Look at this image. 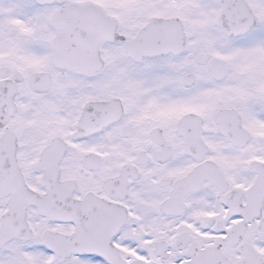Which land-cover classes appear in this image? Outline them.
Wrapping results in <instances>:
<instances>
[{
	"label": "flooded vegetation",
	"instance_id": "obj_1",
	"mask_svg": "<svg viewBox=\"0 0 264 264\" xmlns=\"http://www.w3.org/2000/svg\"><path fill=\"white\" fill-rule=\"evenodd\" d=\"M246 1L254 16L258 18L259 24L262 23L264 27V0ZM145 4L132 2L116 7L118 16L115 15L118 20L129 28L125 30L126 32H131L136 23L145 16L148 10V5ZM162 4L163 0H160L158 8L172 7L169 3ZM250 33H253L254 39V33H264V29L253 28ZM252 48L254 50V40ZM225 64L228 77L216 80L204 61L166 63L145 74L165 76L159 88L152 81L151 93L141 92L142 88L114 85L111 78L99 79L94 75L87 79L66 72H51L53 83L49 94H35L20 85L18 99L20 114L12 129L21 137L25 136L26 139L32 140L30 146L34 145L33 150L45 140L49 141L51 135L57 134L55 129H64L63 126L67 129L71 121L73 124V115L80 111L85 102L119 96L123 100L124 108V117L120 122L106 128L98 135L77 142H72V130L61 135L69 144L61 163V177L76 181L77 190L73 194L76 200L82 201L90 195L97 207L106 206L102 211L107 205L114 206L116 202L127 206L135 219L127 218L117 238L119 243L133 245L141 253L148 249L145 247L146 241H151V247L163 241L172 252L169 258L163 260L150 253L141 256L150 258L151 264H171L176 260L179 262L188 258L187 250L192 243L198 249L219 245L220 240L217 238L219 235L240 226L244 218L241 209L245 204L243 190L257 176L258 165L253 163V159L264 158V138L256 135L258 129L255 130L254 127V77L257 69L252 62ZM20 69L25 72V68L20 67ZM186 70H192L189 72L196 75V84L190 89H184L182 85V77L188 73L185 72ZM179 90L187 92V97L192 94L197 96L189 100V103L203 114L202 138L208 145L206 150L199 153L200 159L201 162L211 160L218 164V169L223 174L221 182H225V189L209 180H203L197 190L182 195L184 209L168 215L162 211L161 204L168 199L171 192L168 186L171 184L162 185L161 180L178 179L201 163L190 154H186L185 142L176 133L171 111H175L173 100ZM162 91H165L166 99L154 94ZM224 107L234 108L252 135L251 141L243 148L234 147L216 131L212 116L218 109ZM32 116L39 119L38 131L31 123ZM262 134L264 136V130ZM163 146H167V152L172 155L166 163H161L159 158ZM90 154L99 156L93 157V161L88 162L87 157ZM139 155L141 159L148 158L146 165L138 166L141 172L139 180H130L128 199L116 200L108 191L109 186L104 185L105 179L113 177L122 164L135 163ZM31 158L33 152L28 154V159ZM84 161L89 165H98V170L85 168ZM237 191H239L237 195L239 206L230 205L228 200ZM209 215L214 218L208 220ZM253 220L250 226L254 229L250 228L244 234L242 242L257 249L264 260V211L259 218L254 217ZM249 223L250 221L246 223L247 228ZM71 226L62 225L61 231L69 233ZM177 241H181L186 247L182 250L176 248ZM224 251L228 257L236 256L234 250L224 249ZM122 257L126 262L132 261L130 255H122ZM87 259L94 260L95 257ZM74 261L84 260L83 258L69 260V262Z\"/></svg>",
	"mask_w": 264,
	"mask_h": 264
},
{
	"label": "rangeland",
	"instance_id": "obj_2",
	"mask_svg": "<svg viewBox=\"0 0 264 264\" xmlns=\"http://www.w3.org/2000/svg\"><path fill=\"white\" fill-rule=\"evenodd\" d=\"M6 1H7V0H6ZM8 1H10V0H8ZM22 1H26V2H27L28 0H20V2H22ZM29 1H30V2H33V0H29ZM33 3H34V2H33ZM2 5H3V7H4L5 4H2ZM8 5H9L8 8H10V7L13 5L12 12H14V15L12 14V12H11L10 10H8V11H7L8 18H0V19H4V20H8V21H9V20L13 19V18H11V19H9V18L12 17V16H14V19H15V20H20V19H18V18L16 17L17 15H26V16H29L28 18H30L31 10L28 11L27 9H25L24 11H21L22 9L19 10V9H18V5H17L16 3H8ZM37 6H38V5H37ZM56 7H57V6H52V7H48L47 9H48V10H52V9L55 10ZM21 8H22V7H21ZM39 8H40V7H39ZM22 18H24V20H25V16H23ZM14 19H13V20H14ZM10 22H11V21H10ZM10 22H9V23H10ZM28 23H29V22H28ZM25 25H26V22H25V21L22 22V26H21V28L28 29L27 27H25ZM30 31H31V29L29 28L27 33H29ZM49 32L52 33V35L54 34V33H53V30H52L51 27L49 28ZM6 36H7V35H6ZM17 38H19L20 41L22 40V38H21V32H19ZM2 42H3L4 44H0V54L6 53L7 51H8V52H11V53H10V58H9V60L15 61V53L13 52V51H15V52H16L17 61H20L21 54L19 53V50H18V49H14V46L17 44L16 41H15V38H12V37H10V36L8 35V37H4V38H3ZM9 46H10L11 48H8ZM18 47H19V46H18ZM46 47H47V45H46V46L44 45V46H41L40 49H41L42 51H44ZM108 49H109V45L104 46V52L107 51V53H105V54H109V53H108ZM7 259H8V258H7Z\"/></svg>",
	"mask_w": 264,
	"mask_h": 264
},
{
	"label": "water",
	"instance_id": "obj_3",
	"mask_svg": "<svg viewBox=\"0 0 264 264\" xmlns=\"http://www.w3.org/2000/svg\"><path fill=\"white\" fill-rule=\"evenodd\" d=\"M49 1H52V0H49ZM64 10L65 9H63L62 11H61V18H64V19H66V16H67V14L64 12ZM69 10V9H68ZM67 10V11H68ZM3 92V89H1L0 90V94ZM3 102H4V104H9L10 103V101L9 100H6V99H4V95H2L1 97H0V110H1V106H2V104H3ZM10 168L11 169H14V167L12 166V164H10L9 162H8V158H6V157H3L2 158V162L0 163V170L2 171V172H4L5 173V175L7 176V175H10L11 174V172H10ZM6 182H4V184H5ZM18 183H17V180H12V181H10L9 183H7V185H12V186H15V185H17ZM6 185V184H5ZM5 185H2V187L4 188L5 187Z\"/></svg>",
	"mask_w": 264,
	"mask_h": 264
},
{
	"label": "bare ground",
	"instance_id": "obj_4",
	"mask_svg": "<svg viewBox=\"0 0 264 264\" xmlns=\"http://www.w3.org/2000/svg\"><path fill=\"white\" fill-rule=\"evenodd\" d=\"M20 7H21V5H20Z\"/></svg>",
	"mask_w": 264,
	"mask_h": 264
}]
</instances>
